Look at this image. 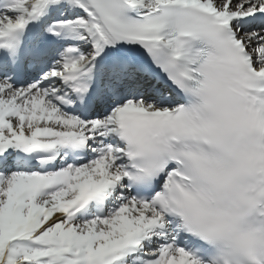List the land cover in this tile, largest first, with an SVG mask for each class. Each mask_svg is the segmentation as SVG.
<instances>
[{"label":"snow or ice","instance_id":"1","mask_svg":"<svg viewBox=\"0 0 264 264\" xmlns=\"http://www.w3.org/2000/svg\"><path fill=\"white\" fill-rule=\"evenodd\" d=\"M0 264H264V0H0Z\"/></svg>","mask_w":264,"mask_h":264}]
</instances>
